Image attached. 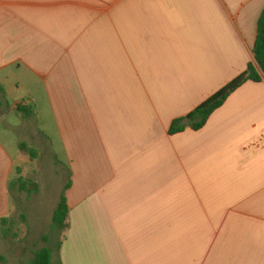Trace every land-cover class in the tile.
Segmentation results:
<instances>
[{
    "label": "crops",
    "instance_id": "crops-1",
    "mask_svg": "<svg viewBox=\"0 0 264 264\" xmlns=\"http://www.w3.org/2000/svg\"><path fill=\"white\" fill-rule=\"evenodd\" d=\"M263 10L264 0H0V117L46 107L69 166V229L53 264H264V78L202 130L169 132L256 65ZM14 169L0 141V232Z\"/></svg>",
    "mask_w": 264,
    "mask_h": 264
},
{
    "label": "rangeland",
    "instance_id": "rangeland-1",
    "mask_svg": "<svg viewBox=\"0 0 264 264\" xmlns=\"http://www.w3.org/2000/svg\"><path fill=\"white\" fill-rule=\"evenodd\" d=\"M16 98L19 101L29 100L28 95L22 91L16 93ZM10 103L13 104L12 101ZM29 108L35 111L31 120L24 118L20 112L12 111L2 121L0 141L14 158L13 178L19 177L17 168L20 167L21 176L37 182L40 190L38 194L33 195L17 189L10 192L12 214L9 219L12 222V230L9 238H4L0 232V264H32L35 251L48 246L44 237H50L52 217L69 179L67 159L47 108H41L40 115L37 114L35 105H30ZM0 111L1 115L6 109ZM36 129H39L41 134H48L51 143L42 138L41 134L40 140H37ZM42 136L45 137L44 134ZM26 142L34 145L32 148L38 153L33 161L26 154L19 156L20 145ZM61 238V234L51 236L49 246L54 252Z\"/></svg>",
    "mask_w": 264,
    "mask_h": 264
},
{
    "label": "trees",
    "instance_id": "trees-1",
    "mask_svg": "<svg viewBox=\"0 0 264 264\" xmlns=\"http://www.w3.org/2000/svg\"><path fill=\"white\" fill-rule=\"evenodd\" d=\"M254 56L255 64H250L246 71L238 75L235 79L221 88L218 92L204 101L199 105L193 112H191L187 118L192 121V130L198 132L202 130L208 123L212 114L220 109L228 100V98L240 87H242L247 82L259 83L264 78V10L260 17L257 27V39L254 45ZM5 104V90L0 85V109ZM17 112H20L24 118H31L32 110L27 108L25 104L18 103L15 107ZM182 119H177L173 122L170 128V134H177L182 132L185 128L180 126ZM20 151L30 157V160H35L38 153L35 149L30 147L26 143H21ZM19 177L10 182V192L14 189L22 193H27L28 195L38 194L40 187L37 182L32 179H25L21 176V168H17ZM68 182L62 191L59 204L55 210L52 217V225L50 228V237H44L46 245L37 251H35L32 264H53V250L50 248L51 236H56L61 234L65 236V233L69 229V206L67 200V191L71 186L70 175L68 174ZM26 219V217H24ZM12 224L9 218H3L1 220L2 233L4 238H9L11 233ZM62 243H60L61 246Z\"/></svg>",
    "mask_w": 264,
    "mask_h": 264
},
{
    "label": "water",
    "instance_id": "water-1",
    "mask_svg": "<svg viewBox=\"0 0 264 264\" xmlns=\"http://www.w3.org/2000/svg\"><path fill=\"white\" fill-rule=\"evenodd\" d=\"M11 110H9L6 114L2 115L0 117V124L2 121L6 118V116L10 113ZM192 125V121L189 118H185L180 122L181 127H190Z\"/></svg>",
    "mask_w": 264,
    "mask_h": 264
}]
</instances>
